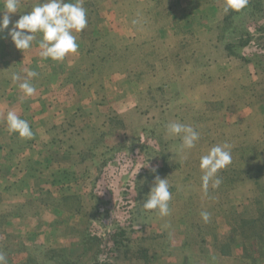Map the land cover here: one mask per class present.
<instances>
[{"label": "rangeland", "instance_id": "1", "mask_svg": "<svg viewBox=\"0 0 264 264\" xmlns=\"http://www.w3.org/2000/svg\"><path fill=\"white\" fill-rule=\"evenodd\" d=\"M225 3L83 0L87 28L63 61L40 57L39 33L23 53L0 32L7 264H264V0ZM29 69L30 97L11 79ZM8 111L33 138L9 133ZM169 122L197 130L195 146L178 152ZM218 144L231 163L205 191L200 157ZM157 175L167 216L141 206Z\"/></svg>", "mask_w": 264, "mask_h": 264}, {"label": "clouds", "instance_id": "2", "mask_svg": "<svg viewBox=\"0 0 264 264\" xmlns=\"http://www.w3.org/2000/svg\"><path fill=\"white\" fill-rule=\"evenodd\" d=\"M3 5V15L0 16V32L8 30L15 47L19 50L29 49L36 40L37 33L40 34L38 47L41 50L39 55L43 59L63 61L68 54H75L79 44L74 33H81L87 28L86 9L83 0H36L30 11L21 15L15 22L10 20V13L19 10V0H0ZM248 4V0H226L224 11H240ZM10 23L12 27L9 28ZM37 76L32 70H26V78L21 81L18 73H12L13 82H18V87L25 96H32L35 92L34 86L30 83L31 78ZM5 122L9 133H17L21 138L31 139L34 133L27 120L20 118L16 112L8 111ZM167 135L178 137L180 145L178 152L191 149L200 138V133L191 125L181 122H169L165 125ZM231 150L228 144L214 145L206 154L201 155L199 167L203 171L201 177L202 186L205 191L209 182L213 187H218L221 180L216 176L219 170L231 163ZM148 164V162H147ZM144 165V166H147ZM140 169V168H139ZM138 169V170H139ZM156 172V168L151 169ZM170 186L167 178L155 176L154 183L141 205L145 210H158L161 216L169 214V201L171 199ZM207 221L209 214L201 213ZM0 264H7L6 256L0 252Z\"/></svg>", "mask_w": 264, "mask_h": 264}, {"label": "trees", "instance_id": "3", "mask_svg": "<svg viewBox=\"0 0 264 264\" xmlns=\"http://www.w3.org/2000/svg\"><path fill=\"white\" fill-rule=\"evenodd\" d=\"M258 47H261L260 48V60L264 63V44H262V43H258ZM101 264H112V263H110V262H108V261H105V262H103V263H101Z\"/></svg>", "mask_w": 264, "mask_h": 264}]
</instances>
